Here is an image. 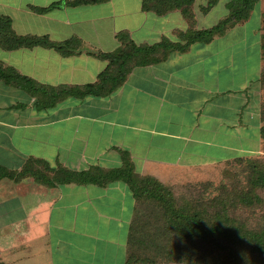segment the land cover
I'll use <instances>...</instances> for the list:
<instances>
[{"label":"crops","instance_id":"1","mask_svg":"<svg viewBox=\"0 0 264 264\" xmlns=\"http://www.w3.org/2000/svg\"><path fill=\"white\" fill-rule=\"evenodd\" d=\"M70 1L0 0V16L17 35L77 38L95 52L114 51L120 31L136 44H151L177 40L175 31L187 26L179 11L156 15L142 10L141 0ZM56 2L45 12L32 8ZM242 24L209 43L135 66L103 97L69 96L39 110L34 97L0 80V165L20 169L33 156L51 167L114 168L122 164L118 147L129 152L135 172L167 183L198 181L207 167L251 155L261 139V41L255 52L213 45ZM86 49L62 56L40 46H0V62L38 83L86 84L106 65ZM134 206L121 180L47 186L31 177H1L0 264H126Z\"/></svg>","mask_w":264,"mask_h":264},{"label":"trees","instance_id":"2","mask_svg":"<svg viewBox=\"0 0 264 264\" xmlns=\"http://www.w3.org/2000/svg\"><path fill=\"white\" fill-rule=\"evenodd\" d=\"M103 1L106 0H71L68 3L76 6ZM195 1L197 0H141L142 10L153 12L156 15L179 11L187 24L185 30L177 29L175 31L177 40L163 37L151 44H136L127 32L120 31L116 35L119 46L111 52L90 51L82 47L77 38L55 41L47 35H17L11 29L9 18L0 16V46L2 48L16 49L40 46L53 49L62 56H70L86 49L87 54L95 55L106 61L105 67L97 74L95 81L86 84L47 85L38 83L1 62L0 80L7 85L21 88L31 97H34V105L39 110L52 108L69 96L75 98L107 96L125 81L135 66L160 62L165 60L172 51H187L192 43H209L213 38L225 35L235 25L247 21L252 14L254 5L258 2V0H224V5L227 8L226 15L211 26L197 28ZM201 1L203 3H200L199 9L203 14H206L219 0ZM57 5L56 2L48 7L32 8L37 12H45ZM260 37L263 64L258 81L262 83L264 82L262 77L264 67V42L262 38L264 35L260 34ZM260 120H262L261 116ZM262 132L261 126V138L264 137ZM116 149L122 159V164L119 167L103 168L92 165L84 170H72L61 165L51 167L47 161L30 156L20 169L9 170L0 165V178L5 176L18 181L31 177L35 182L47 186L70 182L77 184L93 183L103 186L116 180L126 183L135 202L128 233L126 264L154 263L156 259L141 258L138 253L134 254V252L129 251V248L134 247L142 238L159 242L160 236L163 239L173 238L167 239V241L173 240V245L175 244L174 247H176L168 250L169 255L173 253L176 255V252L179 253L180 250H183L181 247L193 246L196 241L207 244L215 243L217 246L230 248L232 245L246 244L250 245L253 252L264 255L263 223L252 226L236 216V212L242 208L254 209L261 207L264 203L262 195L264 192L263 160L254 158V155L237 156L228 160L225 165H230L229 167H235L236 164L243 165V176L242 178L236 177L235 184L220 185L218 194L211 199L197 197L178 200L164 182L151 175H140L135 172L128 151L118 147ZM235 173L240 175L239 172ZM149 203L153 204L154 209L156 208L159 217L165 219V225L158 234L156 231L148 234L143 228L146 225L140 223L142 222L141 219L133 221L136 215L140 214V206L146 208Z\"/></svg>","mask_w":264,"mask_h":264},{"label":"rangeland","instance_id":"3","mask_svg":"<svg viewBox=\"0 0 264 264\" xmlns=\"http://www.w3.org/2000/svg\"><path fill=\"white\" fill-rule=\"evenodd\" d=\"M200 3H203V1L197 0L194 3V10L197 15L196 27L213 25L227 13L224 0H219L207 12L208 14H203L200 11ZM260 24L261 27L259 29ZM229 33L213 44L215 49H253L252 52H255V49H259L260 34L264 35V0H258L254 5L250 18ZM262 41L264 42V38H262ZM252 56L254 60H252L251 65L252 72H254L257 65L255 63L257 54L253 53ZM262 77L264 78V67ZM257 90L260 116L262 117L260 126H262L264 136V82L259 83ZM254 142L251 155L264 161V137L260 141L255 139ZM229 166L223 164L207 167L204 172L196 175L199 178L198 181H168L165 184L173 191L174 196L178 200L197 197L211 199L218 194V187L220 185L227 184L230 186L236 183V177L242 178L243 165L236 164L235 167ZM232 170L235 171L232 173ZM235 172H239L240 175ZM262 195L264 197V192ZM152 205L149 203L146 205V208L140 206V214H137L133 221L141 219L142 222L140 223L146 225L143 228L146 229L148 234H152L155 231L158 234L161 232L160 229L165 225V219L159 217L155 210L156 208L154 209ZM236 216L252 226L263 223L264 227V203L261 207L254 209L242 208L236 212ZM145 239H140L141 243L138 241L134 247L129 248V251L134 252V254L138 253L141 258L156 259L154 263L149 264H264V255L253 252L250 245L246 244L232 245V248H230L217 246L215 243L207 244L206 242L196 241L193 243V246L186 245L181 247L183 250H180L179 253L176 252V255L174 253L169 255L168 250L175 249L176 247H174L175 244L173 245V240L167 241V239L173 238L163 239L160 236L159 242L153 241V239Z\"/></svg>","mask_w":264,"mask_h":264}]
</instances>
